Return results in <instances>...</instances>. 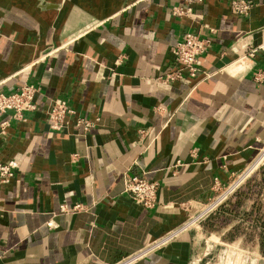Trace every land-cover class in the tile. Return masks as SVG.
<instances>
[{
  "label": "crops",
  "instance_id": "0c3cea01",
  "mask_svg": "<svg viewBox=\"0 0 264 264\" xmlns=\"http://www.w3.org/2000/svg\"><path fill=\"white\" fill-rule=\"evenodd\" d=\"M229 1L0 0V91L36 88L34 110L0 133V162H17L0 185V264H110L180 225L214 178L252 160L264 141V78H253L264 75V0L246 15ZM184 32L210 49L195 77L163 83ZM53 98L75 111L59 130L45 115ZM76 117L95 121L83 131ZM126 170L157 182L152 208L123 190ZM256 200L264 191L242 210L254 214ZM237 222L204 220L134 264H218L230 248L260 264L257 233L227 239Z\"/></svg>",
  "mask_w": 264,
  "mask_h": 264
},
{
  "label": "built area",
  "instance_id": "2783aa9c",
  "mask_svg": "<svg viewBox=\"0 0 264 264\" xmlns=\"http://www.w3.org/2000/svg\"><path fill=\"white\" fill-rule=\"evenodd\" d=\"M250 7L251 0L229 1V11L232 14L246 15ZM189 11L190 6L187 4L168 8L171 16H180ZM210 45L211 40L209 37L199 36L192 32H184L169 50L171 55L169 68L164 74L159 76L161 82L171 83L181 80L185 76L189 78L195 77L200 71L201 56L210 49ZM254 51L255 48H250L245 53V57L252 56ZM253 78L258 82L263 80L264 75L262 72L257 71L253 74ZM35 92L36 88L30 84H22L17 89L9 92L0 91V115L7 114V117L0 120V133L4 132L11 119L20 122L26 120V114L35 108L33 102ZM74 113L75 111L68 106L64 99L53 98L45 111L49 128L59 130L66 124V116L74 115ZM94 121L84 117H76L74 125L80 127L83 131H87ZM138 133L141 136L142 131L139 130ZM262 164H264V141L261 142L252 160L242 169L232 172L227 182L222 183L217 178H214L208 199L189 212L180 225L144 243L136 250L110 264H134L149 253L162 248L184 231L191 228H199L202 220L215 210L217 206L229 199L246 178ZM16 168L17 162L14 159L0 162V185L9 182ZM157 188V182L138 176L130 172V170H126L123 174V190L129 194L135 204L143 208L148 209L155 205ZM78 207L74 206V208ZM60 210H67V208L62 204L60 205ZM46 225L54 227L55 223L49 219L46 221Z\"/></svg>",
  "mask_w": 264,
  "mask_h": 264
},
{
  "label": "trees",
  "instance_id": "16d2710c",
  "mask_svg": "<svg viewBox=\"0 0 264 264\" xmlns=\"http://www.w3.org/2000/svg\"><path fill=\"white\" fill-rule=\"evenodd\" d=\"M255 174L259 175L258 180L254 175L251 176L234 192L225 204L219 206L217 211L211 214L210 217L208 216L209 218H206L205 222L209 228L216 229L226 221L236 219L238 222L226 232L227 239H231V237L240 233L247 238H252L253 234L257 233L258 252L264 257V205L256 200L258 205L254 214L242 210V206L247 199L252 196L256 197L264 191V164L258 167ZM255 227L257 229L256 232Z\"/></svg>",
  "mask_w": 264,
  "mask_h": 264
},
{
  "label": "rangeland",
  "instance_id": "374dc122",
  "mask_svg": "<svg viewBox=\"0 0 264 264\" xmlns=\"http://www.w3.org/2000/svg\"><path fill=\"white\" fill-rule=\"evenodd\" d=\"M258 170V168L252 173V174H254L256 171ZM251 174V175H252ZM250 175V176H251ZM228 200V199H227ZM226 200V201H227ZM225 201V202H226ZM225 202H223L222 204H225ZM222 204H220L219 206H221ZM219 206H217V208L215 209V210H213L211 213H209L208 214V216H210L211 214H213L215 211H217V209L219 208ZM207 216V217H208ZM206 217V218H207ZM205 218V219H206ZM204 219V220H205ZM204 220H202V222L200 223V225H199V228H200V230L202 229V223L204 222ZM198 228V229H199ZM225 248V247H224ZM219 249H223V247H221V248H219ZM217 251H218V248H217ZM230 251H232L233 253H232V255L230 256V258H229V260H230V262H229V264H240V259H239V256H238V254L240 253L239 251H236V250H234V249H232V248H230V249H227V250H225V254H222V252H223V250H222V252H221V254H219L220 255V263H218V264H226V260L228 259V254H229V252ZM236 251V252H235ZM250 252H251V248H248V255H250ZM236 253H238V254H236ZM217 254V253H216ZM219 261V260H218ZM242 264V263H241ZM248 264H251V263H248ZM255 264V263H254ZM260 264H264V260L263 261H260Z\"/></svg>",
  "mask_w": 264,
  "mask_h": 264
}]
</instances>
